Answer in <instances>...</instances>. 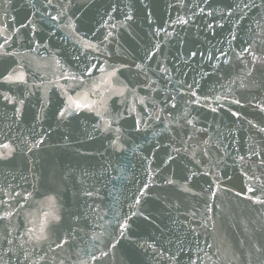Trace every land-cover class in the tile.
I'll return each mask as SVG.
<instances>
[{"label":"water","instance_id":"95a60500","mask_svg":"<svg viewBox=\"0 0 264 264\" xmlns=\"http://www.w3.org/2000/svg\"><path fill=\"white\" fill-rule=\"evenodd\" d=\"M0 264H264V0H0Z\"/></svg>","mask_w":264,"mask_h":264},{"label":"snow or ice","instance_id":"6c2138e0","mask_svg":"<svg viewBox=\"0 0 264 264\" xmlns=\"http://www.w3.org/2000/svg\"><path fill=\"white\" fill-rule=\"evenodd\" d=\"M7 79H8L9 81H12V80H14V79L22 80L23 77H22V75H20V76H15V77H13V76H9ZM5 147H7V146H5Z\"/></svg>","mask_w":264,"mask_h":264}]
</instances>
